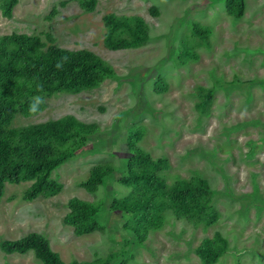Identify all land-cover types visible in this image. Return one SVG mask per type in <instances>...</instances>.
Here are the masks:
<instances>
[{
	"label": "rangeland",
	"instance_id": "374dc122",
	"mask_svg": "<svg viewBox=\"0 0 264 264\" xmlns=\"http://www.w3.org/2000/svg\"><path fill=\"white\" fill-rule=\"evenodd\" d=\"M2 1L0 39L28 35L40 53L50 44L90 51L114 74L76 93L21 99L11 128L70 115L98 130L51 141L71 153L51 172L55 194L26 200L32 180L5 184L0 264H45L33 249L2 248L31 234L68 264H264V0H242L241 15L229 11L230 0H96L91 9L89 0H18L10 17ZM111 15L129 24L114 38H131L138 17L147 38L109 48ZM193 22L208 28L206 38ZM183 42L194 55L183 53ZM37 96L44 103L30 113ZM137 127L136 144L152 164L136 166L158 183H132L127 143ZM104 166L113 172L93 182L92 170ZM145 200L150 206L134 208ZM75 202L95 210L76 207L80 232L65 221ZM207 242L217 253L203 259L198 250Z\"/></svg>",
	"mask_w": 264,
	"mask_h": 264
},
{
	"label": "trees",
	"instance_id": "16d2710c",
	"mask_svg": "<svg viewBox=\"0 0 264 264\" xmlns=\"http://www.w3.org/2000/svg\"><path fill=\"white\" fill-rule=\"evenodd\" d=\"M18 0H3L1 3L2 14L10 17ZM96 0L86 2V7L93 8ZM229 11L241 15L243 12L242 0H230ZM109 31L106 35V45L109 48H124L141 41L147 36V30L141 18H136L134 27L130 28L131 38H114L115 32L123 27H129L127 19H117L114 16L105 17ZM192 30L199 37L206 38L208 28L199 22H193ZM47 39L53 43V38ZM36 39L25 34H12L0 39V195L6 183L18 184L22 181L32 180L30 188L25 192L24 198L32 200L40 194H55L60 186L51 180V172L59 164L70 157L68 151L56 152L51 141L66 142L68 140L92 135L97 132V127L85 125L75 117L67 115L51 122L34 125L30 128H11V122L15 117L22 98L33 92H79L101 82L105 77L112 76L114 70L102 58L90 51L70 52L55 44H50L46 51L40 53L37 49ZM183 53L194 55L183 42ZM63 58H67L66 61ZM62 63L63 67L57 68ZM31 82L30 89L20 86V81ZM42 89V90H41ZM143 133L142 128L130 129L128 148L132 152L127 167L135 185L139 183H158L147 169L137 167L136 161L143 164H152L150 155L144 152L137 144ZM111 166L95 168L91 172V180L100 183L103 178L112 173ZM124 182H127L124 180ZM183 193H179L180 197ZM84 206L79 202L72 204L70 215L66 223L75 227L76 232L82 230L77 215V208ZM150 206V200L134 205L136 209H144ZM87 211L93 213L91 206H84ZM2 248L10 253H25L33 249L45 262V264H68L63 262L48 243L36 234L17 241H7ZM199 254L202 258L212 257L217 253L209 242L200 246ZM207 260V259H206ZM71 264H81L73 262ZM86 264V263H82Z\"/></svg>",
	"mask_w": 264,
	"mask_h": 264
},
{
	"label": "clouds",
	"instance_id": "9594fccd",
	"mask_svg": "<svg viewBox=\"0 0 264 264\" xmlns=\"http://www.w3.org/2000/svg\"><path fill=\"white\" fill-rule=\"evenodd\" d=\"M65 61L67 58H63ZM63 67L62 63L57 64V68ZM42 90V89H41ZM44 103L43 97L37 96L34 97L32 102L29 104V111L30 113H36L39 110V106Z\"/></svg>",
	"mask_w": 264,
	"mask_h": 264
},
{
	"label": "bare ground",
	"instance_id": "6f19581e",
	"mask_svg": "<svg viewBox=\"0 0 264 264\" xmlns=\"http://www.w3.org/2000/svg\"><path fill=\"white\" fill-rule=\"evenodd\" d=\"M239 59V58H238ZM258 141V140H257Z\"/></svg>",
	"mask_w": 264,
	"mask_h": 264
}]
</instances>
